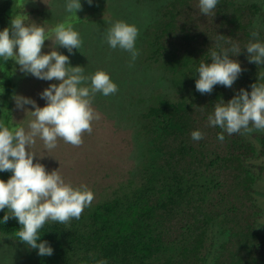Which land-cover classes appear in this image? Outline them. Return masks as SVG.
Returning <instances> with one entry per match:
<instances>
[{"label":"trees","instance_id":"trees-1","mask_svg":"<svg viewBox=\"0 0 264 264\" xmlns=\"http://www.w3.org/2000/svg\"><path fill=\"white\" fill-rule=\"evenodd\" d=\"M19 2L1 5L0 26L8 27L15 15L29 14ZM9 6L14 14L6 18ZM263 6L219 0L208 17L200 14L198 0H170L159 8L145 31L144 62L167 73L174 89L171 94L147 90L148 78L138 83L136 177L129 173L114 188L103 190L79 219L67 225L46 223L40 238L54 252L41 257L31 249L34 264H205L215 246L209 243L215 226L224 238L213 264L264 263L263 210L254 194L259 175L253 169L264 172V134L257 135L259 146L239 133H224L220 141L222 130L207 121L217 102L230 100L241 88L250 91L264 72L242 51L233 57L243 71L231 88L216 85L201 94L192 75L200 59L208 58L207 51L217 47L218 33L241 47L253 31L264 41V30L255 26ZM15 67L12 60L0 62V119L20 125L12 110L20 75ZM194 130L203 133L202 140L191 139ZM259 159L260 164L252 162ZM10 175L2 172L4 180ZM19 227L10 219L0 224V234L16 238Z\"/></svg>","mask_w":264,"mask_h":264},{"label":"clouds","instance_id":"clouds-1","mask_svg":"<svg viewBox=\"0 0 264 264\" xmlns=\"http://www.w3.org/2000/svg\"><path fill=\"white\" fill-rule=\"evenodd\" d=\"M43 2L50 6L46 0ZM63 2L68 16L51 31H46L43 24L26 22V17L20 14L13 16L10 27L0 30V62L12 60L25 75L59 81L40 93L41 99L45 100L43 106L32 97L13 93L15 107L24 111L26 117H31L26 126L0 119V172L11 173L7 180L0 178V211L4 212L0 224L16 220L20 225L16 238L41 257L51 256L54 252L50 243L40 238L44 225L48 222L67 225L70 220L79 219L84 208L90 206L94 194L86 185L73 186L66 182L58 169L47 170L37 159L45 155H38L33 147L37 140L43 142L46 153L56 149L60 140L80 146L83 134H91L93 122L101 119V114L93 107L96 95L108 97L118 92L117 83L106 70L86 74L83 66H73L70 57L57 50L59 46L72 53L80 50L82 44L71 19L79 17L83 2ZM87 3L91 5L93 0H87ZM218 3L219 0H198L200 14L206 17L214 14ZM50 9L52 11L51 6ZM138 35L136 24L116 20L106 29L103 40L110 49L127 52L130 62L134 63L140 55L136 47ZM224 36L218 33L214 41L217 47L207 51L211 63L208 58L200 59L192 74L196 77V91L201 94L211 93L216 85L233 86L243 71L240 61L233 57L242 51H246L249 63H255L259 68L264 66V41L259 32L253 31L243 47ZM46 40H51L55 48L51 47L52 50L45 53L42 49ZM207 121L209 126L222 130L217 137L220 141L224 140V133L264 132V73H258L250 91L241 88L230 100L217 102ZM191 139L200 141L203 133L194 130ZM100 264H106V261Z\"/></svg>","mask_w":264,"mask_h":264},{"label":"rangeland","instance_id":"rangeland-1","mask_svg":"<svg viewBox=\"0 0 264 264\" xmlns=\"http://www.w3.org/2000/svg\"><path fill=\"white\" fill-rule=\"evenodd\" d=\"M8 1L0 0V15L5 9L1 5L5 6ZM168 1L170 0H93L89 5L87 0H82L83 8L78 12L79 17L71 19L82 40L80 50L69 53L66 48L57 46L58 51L70 57L73 66H83L86 74L100 69L106 70L118 85V92L114 95L108 97L96 95L93 107L101 114V119L93 122L91 134H83V143L80 146L66 144L60 140L56 149L46 153L43 142L37 140L33 147V151L38 155H45L43 158L38 156L37 159L47 170L58 169L66 182L73 186L86 185L94 194L91 204L98 201L103 190H110L116 186V183L126 180L129 173H131L130 177H136L138 171L136 161L140 155L136 121L140 107L137 101L140 98L138 83L148 78L149 83L144 85L148 86L147 90L165 94L173 92L171 77L162 70L150 68L149 64L144 62V53L147 54L144 44L145 31L157 19L159 8ZM237 1H251L264 5V0ZM46 2L50 4L52 11L43 0H20L19 3L29 8V14L25 16L26 22L43 24L46 31H51L57 23L64 22L68 14L65 12L63 0H46ZM14 6L16 7L15 3ZM9 8L10 11L4 13L6 18L14 14L12 7ZM30 9L33 11L32 14ZM116 20L134 23L139 28L136 47L140 55L134 63L130 62L127 52L110 49L103 40L106 29ZM255 26L264 30V6L262 12L255 18ZM5 27L6 25H1L0 30ZM51 47L55 48V45H52L51 40H46L42 52L51 51ZM15 68L20 74L16 78L15 93L32 97L43 106L45 100L41 99L40 93L51 83H59V81L40 80L22 73L17 64ZM261 70L264 72V66H261ZM12 110L14 119L20 125L26 126L31 117H26L24 111L15 107V103ZM259 134L264 132H253L244 136L259 146L257 137ZM252 162L260 164L262 161L259 159ZM253 169L259 175L254 194L263 210L260 228L264 232V172L260 173L258 167ZM210 235L209 243L213 242L215 246L205 264H213L219 243L224 238L218 226L214 227ZM0 264H34V260L27 245L16 238L0 234Z\"/></svg>","mask_w":264,"mask_h":264}]
</instances>
